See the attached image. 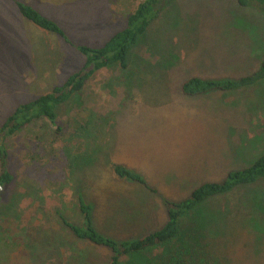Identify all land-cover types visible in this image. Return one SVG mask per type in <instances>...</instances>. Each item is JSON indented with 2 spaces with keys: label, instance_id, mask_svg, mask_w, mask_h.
Segmentation results:
<instances>
[{
  "label": "rangeland",
  "instance_id": "obj_1",
  "mask_svg": "<svg viewBox=\"0 0 264 264\" xmlns=\"http://www.w3.org/2000/svg\"><path fill=\"white\" fill-rule=\"evenodd\" d=\"M54 19L73 45L102 46L142 0H21ZM0 0V124L78 71L85 56ZM102 68L57 108L9 139L13 181L0 189V264H107L111 252L77 239L81 195L96 229L139 238L208 181L264 153V79L238 90L184 95L192 76L239 78L264 60V15L238 0H170L128 55ZM123 164L155 191L114 175ZM261 180L210 197L184 214L166 245L120 264H264Z\"/></svg>",
  "mask_w": 264,
  "mask_h": 264
},
{
  "label": "trees",
  "instance_id": "obj_2",
  "mask_svg": "<svg viewBox=\"0 0 264 264\" xmlns=\"http://www.w3.org/2000/svg\"><path fill=\"white\" fill-rule=\"evenodd\" d=\"M166 1L170 0H142L127 17L126 25L112 35L102 46L73 45L64 29L51 17L40 13L32 5L21 0H14L21 16L36 27L51 32L64 42L73 45L79 53L85 56L82 67L65 79L62 84L54 86L44 93L24 103L18 104L0 124V189L9 185L13 174L8 169V153L11 147L9 139L36 120L45 119L56 124L57 108L80 91L94 73L109 66L125 68L128 55L139 39L145 33L152 20L162 10ZM241 5H253L264 15V0H238ZM264 79V60L252 73L239 78H203L192 76L181 84V91L187 96H196L210 91L238 90L252 86ZM114 175L132 182L144 185L150 191H155L146 179L123 164L113 166ZM261 180L264 185V153L256 158L249 166L229 171L221 181H208L194 188L190 196L182 201L165 200L168 206V218L163 226L139 238L117 240L99 232L93 224V207L79 195L77 204L83 217V222L77 224L62 218L63 224L74 237L87 241L95 246L105 248L111 252L107 264H120L126 255L138 254L158 245H166L174 240L179 233L181 217L195 208L202 201L230 192L240 185L254 184ZM255 195L264 197V191ZM257 203V196L254 197Z\"/></svg>",
  "mask_w": 264,
  "mask_h": 264
}]
</instances>
